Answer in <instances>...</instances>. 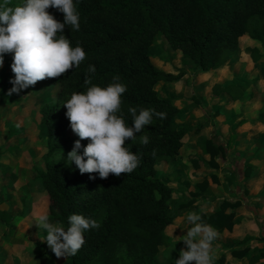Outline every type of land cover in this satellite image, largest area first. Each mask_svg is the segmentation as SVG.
Returning <instances> with one entry per match:
<instances>
[{"label": "trees", "instance_id": "1", "mask_svg": "<svg viewBox=\"0 0 264 264\" xmlns=\"http://www.w3.org/2000/svg\"><path fill=\"white\" fill-rule=\"evenodd\" d=\"M80 15L79 31L65 26L63 34L74 48L80 46L86 59L80 67L70 69L57 78H46L51 99L39 107L40 122L45 134L44 170L39 179L46 192L47 214L55 223L68 227L71 214H81L96 220L100 227L84 233L86 243L74 257L63 264H174L176 251L160 261V248L168 245L165 229L179 216L172 202V189L156 177L157 164L169 158L175 160L189 130L177 126L173 119L179 109L172 97L158 96L155 86L181 79L185 72L171 74L158 70L151 62L149 52L155 36L161 34L172 51L181 53V63L192 65L203 73L224 68L238 50L239 39L247 36L257 42L264 40V0H74ZM15 3L10 0V6ZM61 23L63 13L55 8L47 10ZM251 57L257 61L258 50ZM95 66L92 83L105 88L114 76L126 85L122 95V114L129 127L132 117L129 107L152 108L167 114L166 119L154 118L144 133L147 146L136 140L125 145L142 156L141 165L131 174L119 177L110 174L100 179L98 173L80 174L74 163L60 155L72 151L77 135L70 136V121L63 104L73 92L86 91L84 79L88 65ZM231 83L214 85L213 96L227 92ZM242 95L237 89V99ZM218 135V133H216ZM233 135L229 142H234ZM80 155L87 140H81ZM197 146L202 155L210 156V163L223 153L220 144L200 136ZM156 156H151L152 151ZM65 157V156H64ZM251 165L243 169L250 178ZM221 204L210 216V225L218 232L231 229V216ZM46 234L43 236V240ZM256 237H244L230 250L236 251ZM44 254L55 255L48 246ZM242 255L243 253H238ZM259 257H264L260 253ZM213 264H230L222 254Z\"/></svg>", "mask_w": 264, "mask_h": 264}, {"label": "rangeland", "instance_id": "2", "mask_svg": "<svg viewBox=\"0 0 264 264\" xmlns=\"http://www.w3.org/2000/svg\"><path fill=\"white\" fill-rule=\"evenodd\" d=\"M12 1L15 5L22 2ZM252 49L258 50L257 61L251 57ZM149 56L160 71L185 72L177 81L155 86L158 96L172 97L179 109L174 123L189 130L175 160L162 159L156 167L155 178L172 189V202L179 213L165 231L167 241L174 243L179 235H186L188 213L197 212L202 222L209 224L210 216L225 204L224 212L231 216L232 226L224 230H233L224 235L223 230L218 232L213 260L225 244L230 246L251 236L259 239L244 253L252 251L257 264H264V257H259L264 253V40H239L237 77L233 80L243 96L236 106L225 102L223 92L213 96L215 79L190 64L183 65L181 53L172 51L161 34L155 36ZM12 62V54H6L0 67V264H63L65 258L45 256L41 241L46 232L35 224L41 214H47L48 205L39 179L45 153L39 107L54 91H49L45 79L9 96L13 87L9 81L14 79ZM231 93L227 94L233 98ZM68 134L74 135L72 131ZM201 135L224 150L211 163L210 156L203 157L197 146ZM233 135L237 139L229 142ZM59 158L67 159V155ZM247 165L252 166L250 178L243 173ZM180 246L185 247L182 241ZM173 251V244L161 247L158 259L166 260Z\"/></svg>", "mask_w": 264, "mask_h": 264}, {"label": "clouds", "instance_id": "3", "mask_svg": "<svg viewBox=\"0 0 264 264\" xmlns=\"http://www.w3.org/2000/svg\"><path fill=\"white\" fill-rule=\"evenodd\" d=\"M55 8L63 13V23L57 21L47 10ZM72 31L80 29V15L74 0H22L19 5L10 6V0H0V67L4 56L12 54L11 70L14 79L8 95L36 85L46 78H57L70 69L78 68L86 59V52L80 46L72 47L71 41L63 34L65 26ZM96 71L88 65L84 79L86 91L73 92L63 104L70 121L72 132L80 139L75 141L67 162L74 163L80 174L98 173L100 179L110 174L119 177L131 174L141 165L142 156L133 154L125 145L127 140H136L147 146L150 142L144 133L145 127L154 118L166 119L167 114L152 108L129 107L132 127L122 114V95L127 87L114 76L107 87L92 83L91 75ZM81 140H87L83 155L79 154ZM151 156L155 158L156 151ZM68 227L49 222L48 214H41L35 221L38 230L43 229L45 243L57 259L74 257L86 243L84 233L98 229L100 224L81 214H71ZM190 227L186 235L178 237L184 244L174 264H213L214 243L218 231L202 222V216L190 212L186 216Z\"/></svg>", "mask_w": 264, "mask_h": 264}, {"label": "crops", "instance_id": "4", "mask_svg": "<svg viewBox=\"0 0 264 264\" xmlns=\"http://www.w3.org/2000/svg\"><path fill=\"white\" fill-rule=\"evenodd\" d=\"M245 37H247V36H243V37H241L240 39H242V38H245ZM248 38V37H247ZM239 39V40H240ZM249 39V38H248ZM250 41H252V42H254V43H256L257 41H253V40H251V39H249ZM236 53H237V51L235 52V54L232 56V58H231V60L229 61V63L224 67V68H222V69H220V70H218V71H214V72H212V73H207V74H209V77L211 78V79H215V82H214V85H226L227 83H231V82H234V85H233V83H231L232 84V87L233 88H230L227 92H223V94L221 95V97H223V99L225 100V102H228V103H233L235 106L237 105V101H239L241 98H242V96L243 95H241V97L240 98H238L237 99V93L235 94L233 91H236L237 90V81H235V80H233L235 77H237V57L235 56L236 55ZM223 79H222V78ZM232 79V80H231ZM213 85V86H214ZM230 90H232V93H231V95H233V98L230 96V95H228L227 93H229L230 92ZM201 136H203V135H201ZM236 136V135H235ZM200 137V136H199ZM198 137V138H199ZM205 137V136H204ZM236 139H237V136H236ZM184 146V145H183ZM181 151V150H180ZM201 152V151H200ZM202 154V153H201ZM203 157L204 156H207V155H202ZM175 221V220H174ZM173 224H174V222H173ZM172 224V225H173ZM172 225H170V226H172ZM169 226V227H170ZM235 227H236V225H235ZM234 226L232 227V228H235ZM167 229V228H166ZM166 229H165V231H166ZM233 230V229H232ZM231 230V231H232ZM231 231H228V230H223L222 232H221V234L222 235H224V234H228L229 232H231ZM180 237H182V236H184V235H179ZM245 237H247V236H245ZM249 237H251V236H249ZM244 238V237H243ZM243 238H241L240 240H242ZM239 240V241H240ZM238 242V241H237ZM236 242V243H237ZM235 243V244H236ZM172 245L173 244V246H174V249H175V251H176V253L178 254V256H179V250L181 249V246H180V244H181V242H180V240H179V238L178 239H176L175 240V242L173 243L172 241H169V239H168V245ZM235 244H232V245H227V244H225V246H224V249H223V252L220 254V255H222V254H227L228 255V262L230 263V264H257V261H256V259L254 258V257H252L253 256V253H252V251L247 255V253H244L245 251H246V247L247 246H251L252 244H254L253 242H251V243H249L248 245H245V246H243L242 247V249L240 248V249H238L237 251H236V254L235 255H233V254H231L230 253V250L234 247V245ZM237 252L239 253H243L242 255H238L237 254ZM220 255L217 257V258H219L220 257ZM216 258V259H217ZM216 259H214V260H216ZM243 261H246L245 263H243ZM64 263V262H63Z\"/></svg>", "mask_w": 264, "mask_h": 264}]
</instances>
